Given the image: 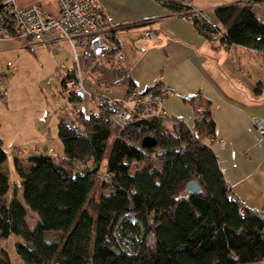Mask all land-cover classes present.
Listing matches in <instances>:
<instances>
[{
    "label": "trees",
    "instance_id": "1",
    "mask_svg": "<svg viewBox=\"0 0 264 264\" xmlns=\"http://www.w3.org/2000/svg\"><path fill=\"white\" fill-rule=\"evenodd\" d=\"M154 1L172 15H192L207 40L218 37L222 45L253 51L264 65V22L253 10L264 0L217 7L214 22L204 12V19L194 16L190 0ZM109 41L117 44L112 35ZM80 95L69 101L80 102ZM200 109L201 120L195 117L191 128L136 115L120 131L108 120L110 106L78 112L77 131L74 122L57 125L62 157H12L19 184L4 170L8 155L0 136V264H11L3 247L10 237L19 240L14 249L22 264H262L264 218L224 181L210 147L215 124L207 106ZM145 137L155 140L153 148L142 147ZM192 181L199 193H187ZM96 183L106 192L94 200ZM29 213L36 216L32 226Z\"/></svg>",
    "mask_w": 264,
    "mask_h": 264
},
{
    "label": "crops",
    "instance_id": "2",
    "mask_svg": "<svg viewBox=\"0 0 264 264\" xmlns=\"http://www.w3.org/2000/svg\"><path fill=\"white\" fill-rule=\"evenodd\" d=\"M97 4L122 53L120 62H98V73H113L117 65L125 78L118 83L115 76L114 82L123 87V97L129 81L140 92L156 85L170 90L164 104L168 122L178 120L191 128L193 107L207 106L215 124L210 147L224 181L236 199L264 218V142L252 127L255 119L264 121V65L256 58L260 55L239 47L218 46L200 35L192 23L172 15L154 0H97ZM32 5L47 14H58L56 0H16L19 9ZM65 51V61L71 62L64 41L46 37L43 43L30 44L6 37L0 30V80L1 86L9 89L6 99L0 100V136L21 158L34 152L53 155V148L46 144L50 136L56 145L60 118L41 93L33 100L22 97V85L10 83L17 74L14 68L22 57H28L42 69L47 65L48 76L57 69L64 77V72L72 69L58 62ZM6 69H13L9 80L1 76ZM83 70L91 73L85 61ZM87 87L85 84L87 95L114 101ZM190 98L192 102H186ZM92 105L89 103V110H94Z\"/></svg>",
    "mask_w": 264,
    "mask_h": 264
},
{
    "label": "built area",
    "instance_id": "3",
    "mask_svg": "<svg viewBox=\"0 0 264 264\" xmlns=\"http://www.w3.org/2000/svg\"><path fill=\"white\" fill-rule=\"evenodd\" d=\"M58 14L45 13L40 6L32 5L25 9L16 6V0H4L0 14V30L2 35L22 39L30 44L43 43L46 37L54 41H64L68 44L72 62V75L65 79L63 89L68 95L78 96L85 92L83 64L98 63L113 57L116 62L122 60V53L116 43L109 41L111 30L105 18L99 11L97 0H56ZM194 16L204 19L202 11H194ZM181 17V16H180ZM182 19L191 23L193 16L184 15ZM210 23L209 20H207ZM8 28L11 30L9 34ZM88 73V72H87ZM68 72H64V78ZM7 90L1 86L0 100L5 98ZM171 95L167 90L154 92H130L126 98L118 101L105 100L94 94H88L90 100H95L96 108L88 114L97 113L107 105L112 109L108 120L115 130H122L131 121L133 116L159 117L167 121L164 112V102ZM203 113L202 109L198 110ZM199 121L201 118L198 119ZM252 127L264 142V121L255 119ZM73 130L78 126L72 124Z\"/></svg>",
    "mask_w": 264,
    "mask_h": 264
},
{
    "label": "rangeland",
    "instance_id": "4",
    "mask_svg": "<svg viewBox=\"0 0 264 264\" xmlns=\"http://www.w3.org/2000/svg\"><path fill=\"white\" fill-rule=\"evenodd\" d=\"M238 1L239 0H190L191 5L194 8L199 7L198 11L204 12L206 14V16H208L209 19L212 20L213 22H214L213 13H212L213 9L220 7V6L234 4ZM253 6H254L253 10H254L257 18L260 21L264 22V1L261 3H254ZM210 41H212L214 43L217 42L216 44H218V46H219L220 42H219L218 37H214ZM234 52H235L234 49H232L231 54H234ZM238 53L243 54L244 56L247 55V53L244 50H240V51L238 50ZM66 54H67V51H65L61 55V58L58 59V62L63 63L66 68H72V63L65 61ZM13 56H17V54H13ZM46 67H47V65L44 67V69H42L41 67L38 66L37 62H35L34 59H30L28 57H22L20 59V61L18 62V64L14 68L15 73H17L15 76V79H13V81H11L10 83H13L14 85H22L21 93H22V97L25 99H32L33 100V99H35V97L38 98L37 92L41 93L43 95L42 98L44 100H47L48 104L56 112L57 118H60L59 121L65 120L68 122H74L76 124L77 113L78 112L88 113L89 107H90L89 103L93 104L92 105L93 109L96 108L95 100L91 101L89 96L85 92H83L80 95V98H81L80 102H70L69 98H68V96H70V95L66 94V92L63 89V86L61 85V82L64 78L63 73L56 69V70H54L53 75L48 76L50 71L46 70ZM86 67H87L88 71L91 70L90 71L91 73L88 74L86 72L87 75H84V83L86 84V88H88L87 87V84H88L91 87V89L95 90L97 93L105 96L106 98L112 99L114 101L120 100L121 97L126 98V96L130 94V92L127 90L125 96L123 97V95H124L123 87L121 85H118L117 82L116 83L114 82L115 76L120 81L118 83H122L123 79L125 78V77H123V73H122L121 69L117 65L112 70L113 73H109V74L104 73L103 75L98 73V71H100V67H98V64L95 62L86 63ZM12 71H13V69H11V70L6 69L4 72H2L1 76H4V75L6 76V77H3V80H9L10 75H11L10 73H12ZM85 84H84V86H85ZM7 90L9 91L8 88H7ZM160 90H167V89L161 88ZM167 91L170 92V90H167ZM71 96H75V95H71ZM6 97H7V95L5 96V99H6ZM165 102H164V104H165ZM198 110H200V107H196L195 109L193 108V111L195 114L194 116L199 119V118H201L200 117L201 113H199ZM166 122H168V121H166ZM170 123L171 122H168V125ZM55 135L57 136V133ZM55 135H54V139L56 138ZM50 138L52 139V137H50V136L48 137V141H47L46 146L48 147V149L50 148V146L53 148L52 149L53 155H51V156H54L55 158L62 157V146L59 145L60 144L59 141L57 139H55L57 141H55L56 145L54 146V145H52V141L50 140ZM48 143H49V145H48ZM109 143L111 145V140ZM59 146H61V147H59ZM3 148L8 155V161L4 165V170L9 175L10 182L12 184H19V179H18V177H17V175L13 169V165H12V157L16 154L14 151H12L13 149L11 148V146H9L7 140H4ZM35 153L36 152H34L33 154H35ZM107 154H108V152H107ZM105 165H106V159L103 161L102 166H101V172L102 173L105 172ZM15 190L17 193V190H18L17 187H15ZM104 192H106V191L104 189H102L100 183H96V185L92 191L91 198L96 200V199H98L99 195H101ZM19 199H21L20 194H19ZM30 214L31 213H29L27 220H28V223L30 224V226H32L36 220V216L35 215L33 216V214L30 215ZM187 216H189V214ZM18 241L19 240L17 238L10 237L6 242L3 243V247L5 248L6 252L9 255L11 264H22L21 260L16 255V252L14 249V244H15V242H18ZM262 264H264V260L262 261Z\"/></svg>",
    "mask_w": 264,
    "mask_h": 264
},
{
    "label": "water",
    "instance_id": "5",
    "mask_svg": "<svg viewBox=\"0 0 264 264\" xmlns=\"http://www.w3.org/2000/svg\"><path fill=\"white\" fill-rule=\"evenodd\" d=\"M141 144H142L143 148L150 149V148H153L155 146L156 142L153 138L145 137V138H143ZM186 191H187V193L196 194V193L200 192V189H199L197 183L195 181H192L189 184H187Z\"/></svg>",
    "mask_w": 264,
    "mask_h": 264
}]
</instances>
